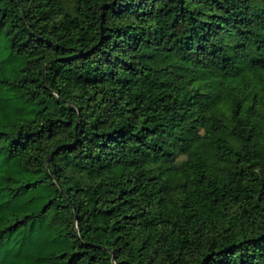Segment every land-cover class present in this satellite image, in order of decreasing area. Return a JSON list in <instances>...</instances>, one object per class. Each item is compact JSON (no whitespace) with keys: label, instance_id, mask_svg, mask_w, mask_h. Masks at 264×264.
Listing matches in <instances>:
<instances>
[{"label":"trees","instance_id":"1","mask_svg":"<svg viewBox=\"0 0 264 264\" xmlns=\"http://www.w3.org/2000/svg\"><path fill=\"white\" fill-rule=\"evenodd\" d=\"M0 264H264V0H0Z\"/></svg>","mask_w":264,"mask_h":264}]
</instances>
